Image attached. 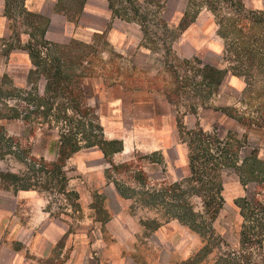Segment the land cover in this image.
<instances>
[{
  "label": "rangeland",
  "instance_id": "obj_1",
  "mask_svg": "<svg viewBox=\"0 0 264 264\" xmlns=\"http://www.w3.org/2000/svg\"><path fill=\"white\" fill-rule=\"evenodd\" d=\"M21 1L7 0L11 4L7 6L11 21L17 15H25ZM240 1L243 7L238 0H107L114 16L135 23L139 29L141 49L148 50L146 67L149 64L153 69L158 67L155 82L164 90L173 127L186 155L175 167L169 161L174 155L173 149H168L163 172L156 173L151 171L144 158L142 173L141 161L124 155L112 159L113 152L108 155V162L99 160L98 165L76 171L75 158L79 153L100 149L97 145L84 143L87 135L99 132L96 128L90 131L89 123L100 125L105 139L120 140L117 151L125 149L123 137L104 133L96 101L101 98L103 109H107L105 95L99 90L114 82L120 72L131 78L143 74V60L140 61L143 51L130 52L125 47L107 45L102 34L88 42L71 39L47 43L43 38V25L33 15L37 22L32 23L28 30L29 41L24 44L37 52L29 55L32 65L26 76L13 79L4 75L0 78V111L6 104L19 113L17 117L0 119L4 131H0V152L8 154L5 167L15 176L16 182L36 187L53 200L57 192L70 188L77 179L84 184L99 183L96 200L101 205L107 199L103 192L113 198V189L105 187L110 183L124 197L143 202V216L147 217L144 218L145 227L151 229L163 224L170 231L176 230L175 243L188 251L177 255L174 263L264 264V233L259 241L251 242L247 247L239 241L242 216L237 200L250 194L252 183L242 184L237 176L238 169L231 166V163L240 165L241 157L247 156L250 150L264 161V131L255 125L245 126L218 109L235 108L241 112L248 105L237 97L244 86L243 79L240 77L242 86L236 89L228 83L226 76L229 73H224L226 66L238 62H228L222 57V49L229 37L218 25L223 24L225 17L229 19L227 21L232 19L233 24L243 8L264 10V0ZM83 2L58 0L57 6L72 18L78 14ZM13 24V27L17 25L16 20ZM19 29L14 30L16 35L21 31ZM183 39H189L197 49L191 52L189 46L184 47L181 43ZM190 53L194 55L193 59L183 58L184 54ZM200 60L204 63L200 64ZM44 73L49 75V85H45ZM100 73L104 75L97 78ZM219 78L221 81L217 84ZM127 120L124 114L122 122ZM60 128H71V139L78 140L79 146L57 161ZM189 130L195 133H189ZM206 136L214 140L207 141ZM116 145L103 142V148L108 151ZM133 149L137 148L128 147L127 153L139 155ZM190 150L196 154L207 152V165L210 160L217 162L214 171L208 169L207 173L206 188L214 194V204L208 208L203 204L202 195L195 191L199 182L193 178L195 174L188 166ZM217 154L220 158L214 159ZM149 155L143 147V157ZM54 161L60 163V169L51 164ZM179 180V186H169ZM135 183H142L143 187H132ZM202 183L206 186V181ZM71 196L69 191L67 198ZM170 221H174L176 227L168 226ZM150 240L157 245H166L154 237ZM164 247L171 249L174 244Z\"/></svg>",
  "mask_w": 264,
  "mask_h": 264
},
{
  "label": "crops",
  "instance_id": "obj_2",
  "mask_svg": "<svg viewBox=\"0 0 264 264\" xmlns=\"http://www.w3.org/2000/svg\"><path fill=\"white\" fill-rule=\"evenodd\" d=\"M57 3L58 0H22L25 15H17L11 21L7 12L11 4L0 0V78L26 76L32 64L24 44L30 38L28 30L37 21L43 25V38L47 43L71 39L88 42L102 34L107 45L125 47L130 52L141 50L144 53L140 60H143L141 76L131 78L120 72L116 78L112 77L114 82L99 90L103 91L107 106L103 109L101 98L96 101L103 131L123 137L125 144L124 150L115 151L110 157L118 159L124 155L137 159L141 161L142 173L144 158L156 173L163 172L167 151L173 149L174 155L169 161L178 167L176 162H183L186 155L173 127L164 90L155 82L158 67L153 69L150 64L146 67L148 50L141 49L135 23L114 16L107 0H84L78 14L72 18ZM33 15L37 16V21ZM14 20L17 25L13 27ZM17 26L21 30L18 35L14 31L18 30ZM181 43L189 46L191 52L197 49L189 39ZM183 58L193 59L194 55L184 54ZM102 75L97 74V78ZM226 77L233 88L242 86L237 75ZM124 114L128 118L125 123L122 122ZM128 147L137 148L133 150L139 155L127 153ZM143 147L151 156L143 157ZM6 155L0 152V264H176V256L187 253L188 248L175 243L176 230L170 231L163 224L151 229L145 227L147 217L143 216V202L124 197L113 184H105L107 189H113V198L103 192L107 198L103 205L96 200L101 184H84L78 179L70 188L57 192L54 200L49 199L36 187L18 184L7 176L11 172L5 167ZM106 159L100 149L81 152L75 158L76 171H84L88 165H98L99 160ZM132 187L142 188L143 184L135 183ZM69 191L70 199L67 198ZM168 224L176 227L174 221ZM151 237L174 247L167 249L166 245H157Z\"/></svg>",
  "mask_w": 264,
  "mask_h": 264
},
{
  "label": "trees",
  "instance_id": "obj_3",
  "mask_svg": "<svg viewBox=\"0 0 264 264\" xmlns=\"http://www.w3.org/2000/svg\"><path fill=\"white\" fill-rule=\"evenodd\" d=\"M238 4L243 7V3L240 0H238ZM227 20L229 19L226 17L223 18V24L219 23L218 25L219 30L229 37V41L225 42V46L222 49V57L228 59V62L236 60L238 63L232 66H226L223 70L224 73L228 72L229 74L237 75L243 79L244 86L238 92L237 97H239L241 101H245L248 105L247 109L241 112H237L235 108L218 107V109L227 115L233 116L245 126L255 125L264 131V10H249L243 8L236 16V21H234L233 24L231 23L232 19L231 21ZM231 51L232 54H230ZM28 52L31 56L37 53L35 49L32 50L31 48H28ZM206 65L207 64H203V66ZM211 67L212 66H209L210 69L221 72L220 69ZM44 75L46 85L49 75L47 73H44ZM51 81L54 82L55 79ZM220 81L221 79L219 78L217 84H219ZM49 83L47 85H49ZM3 106L2 112L0 111V119L17 117L19 115L12 106L6 104ZM89 126L90 131L96 128L99 132L98 134L92 133L87 135V138L85 137L84 140L85 145H97L105 157H108L110 153L120 149V140L105 139L100 132V125L89 123ZM0 131L4 132L2 126H0ZM59 131L57 161L62 160L69 151H73L79 146L78 140L71 139L73 135L71 128H67L66 130L60 128ZM189 133L195 132L194 130H189ZM201 133V129H199V134ZM206 138H208L207 141L210 139L214 140L210 136H206ZM103 142L117 143V145L111 147L108 151L103 148ZM204 153L205 152L202 151L196 154L190 150L188 154V166L190 172L195 174L193 178L199 182L195 191L202 195L203 204L208 208L211 203L214 204V194L210 188H206L208 182L207 173L208 169L214 171L217 162L210 160L208 162L209 165H207L209 156L207 152L206 154ZM216 158H220V155L217 154L214 159ZM51 164L53 166L56 165V168L60 169V163L54 161ZM231 166L238 169L237 176L242 184L252 183L250 194L237 200L239 213L242 216L239 241L243 247H247L251 242L259 241V238L264 233V161L257 158L254 151L250 150L247 156L241 157L240 165L237 166L231 163ZM7 176H9L12 181L14 180V182H16L13 174ZM204 181H206V186L205 183H202ZM180 183L179 180L171 183L169 186L174 188V185L179 186ZM192 187H195V184H193ZM245 264H247V262Z\"/></svg>",
  "mask_w": 264,
  "mask_h": 264
}]
</instances>
